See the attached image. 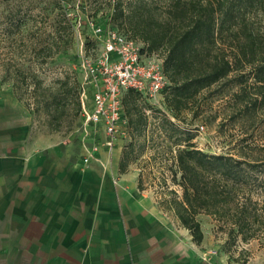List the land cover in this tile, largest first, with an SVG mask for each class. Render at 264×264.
Instances as JSON below:
<instances>
[{
    "label": "rangeland",
    "instance_id": "1",
    "mask_svg": "<svg viewBox=\"0 0 264 264\" xmlns=\"http://www.w3.org/2000/svg\"><path fill=\"white\" fill-rule=\"evenodd\" d=\"M131 3L133 0H0V90L11 91L25 107L32 128L73 142V150L82 137L103 140L102 127L83 123L82 100L89 105L93 93V76L83 63L89 62L97 73L100 70L103 44L94 34V26L113 29L143 47L127 19L113 14L117 5L128 10ZM148 7L146 14L163 18L164 0L150 1ZM260 22L259 15L250 17L253 27H260ZM252 83L248 78L250 91ZM74 84L76 89L70 92ZM240 90L238 85L229 87L220 81L198 95L193 105L199 110L196 117L185 110L176 122L190 130L192 142L201 150L245 160L264 159V105L245 104L235 95ZM162 109L166 110L164 105ZM154 114L150 111L144 133L133 136L127 132L121 153L123 148L132 152L136 158L129 165L141 170V188H151L165 213L174 214L162 201L170 197V190L178 197L182 193L175 165L176 136H171L170 129L161 131L160 119ZM201 125L203 130H199ZM253 198L258 199V212L264 218V192L254 193ZM197 218L203 237L211 243L206 251L214 249V256H223L227 264H264V230L247 241L240 237L234 241L226 225L214 216L201 213Z\"/></svg>",
    "mask_w": 264,
    "mask_h": 264
},
{
    "label": "crops",
    "instance_id": "2",
    "mask_svg": "<svg viewBox=\"0 0 264 264\" xmlns=\"http://www.w3.org/2000/svg\"><path fill=\"white\" fill-rule=\"evenodd\" d=\"M82 138L73 150L35 130L13 93L0 90V264H227L205 257L208 239L194 242L139 187L138 167L119 171L123 139L84 163V139L97 140Z\"/></svg>",
    "mask_w": 264,
    "mask_h": 264
},
{
    "label": "trees",
    "instance_id": "3",
    "mask_svg": "<svg viewBox=\"0 0 264 264\" xmlns=\"http://www.w3.org/2000/svg\"><path fill=\"white\" fill-rule=\"evenodd\" d=\"M150 1L133 0L128 10L117 5L113 14L127 19L133 36L143 43V52L162 51L166 110L128 88L122 97L126 130L133 136L144 133L148 124L145 110L149 109L160 119L158 128L170 129L171 136H176L175 165L182 193L178 197L170 190V197L162 202L194 242L203 240L197 218L201 213L224 223L230 239L247 241L264 230L258 199L253 198L254 193L264 192V159L245 160L201 150L192 142L190 130L176 121L185 110L196 117L199 110L193 105L198 95L220 81L229 87L240 86L235 95L245 104L264 105V0H164L163 18L146 14ZM253 14L261 17L258 28L250 24ZM248 78L253 79V91L246 88ZM75 89L74 84L70 92ZM131 155L123 148L120 172L136 158Z\"/></svg>",
    "mask_w": 264,
    "mask_h": 264
},
{
    "label": "built area",
    "instance_id": "4",
    "mask_svg": "<svg viewBox=\"0 0 264 264\" xmlns=\"http://www.w3.org/2000/svg\"><path fill=\"white\" fill-rule=\"evenodd\" d=\"M93 31L103 44L100 70L97 73V68L89 62L83 63V68L93 76V93L89 105L82 100L81 114L84 125L102 127L104 138L84 147V163L101 148L111 152L116 142L127 135L122 104L126 89L136 90L150 104L162 109L163 90L167 84L162 66L163 53L144 54L135 41L110 28L94 26ZM83 96L84 93L82 99ZM145 113L149 115L150 110ZM203 129L199 126V130ZM215 254L216 251L211 249L205 257Z\"/></svg>",
    "mask_w": 264,
    "mask_h": 264
}]
</instances>
